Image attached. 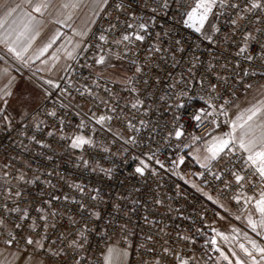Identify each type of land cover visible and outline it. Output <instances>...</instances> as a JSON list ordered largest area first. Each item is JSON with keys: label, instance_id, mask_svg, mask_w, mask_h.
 <instances>
[{"label": "snow or ice", "instance_id": "1", "mask_svg": "<svg viewBox=\"0 0 264 264\" xmlns=\"http://www.w3.org/2000/svg\"><path fill=\"white\" fill-rule=\"evenodd\" d=\"M0 264H264V0H0Z\"/></svg>", "mask_w": 264, "mask_h": 264}, {"label": "built area", "instance_id": "2", "mask_svg": "<svg viewBox=\"0 0 264 264\" xmlns=\"http://www.w3.org/2000/svg\"><path fill=\"white\" fill-rule=\"evenodd\" d=\"M203 131H204L203 128L199 130V132H201V133H202ZM189 191H190V193H191V195H190V197H189V205H188V207H189V209H190V208L192 207V204H191V200H192V198H196V199H197V202H199V195H198L197 193H195L194 190L189 189ZM210 218H212V217L210 216ZM176 222H177V223H181L180 220H177ZM218 222H219V220H218ZM184 223L186 224L187 221H185ZM102 249H103V244H97V245L95 246V248H94V250H93V259H94V260L102 259V257H101V250H102ZM131 258H132V259H135V254H134V253H133V255H132Z\"/></svg>", "mask_w": 264, "mask_h": 264}, {"label": "rangeland", "instance_id": "3", "mask_svg": "<svg viewBox=\"0 0 264 264\" xmlns=\"http://www.w3.org/2000/svg\"><path fill=\"white\" fill-rule=\"evenodd\" d=\"M230 223H235L237 224L239 227L241 228H244V224L240 221H235L234 219H230V220H227V221H222V220H219V222H217V226L220 227L221 229H227L228 227V224ZM245 230L247 231V229L245 228Z\"/></svg>", "mask_w": 264, "mask_h": 264}, {"label": "crops", "instance_id": "4", "mask_svg": "<svg viewBox=\"0 0 264 264\" xmlns=\"http://www.w3.org/2000/svg\"><path fill=\"white\" fill-rule=\"evenodd\" d=\"M14 2H18V0H14ZM48 34H49V32L46 31V32L44 33V35H43L42 37L39 38L38 43H39V42H42V41L46 38V36H47Z\"/></svg>", "mask_w": 264, "mask_h": 264}]
</instances>
